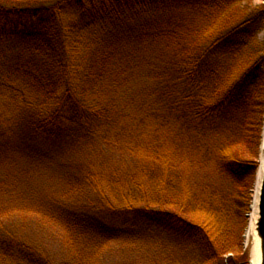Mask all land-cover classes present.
Instances as JSON below:
<instances>
[{"label": "trees", "instance_id": "trees-1", "mask_svg": "<svg viewBox=\"0 0 264 264\" xmlns=\"http://www.w3.org/2000/svg\"><path fill=\"white\" fill-rule=\"evenodd\" d=\"M7 2L13 0H0V37L13 38L21 47L41 53L39 64L30 63L31 55L23 57V67L26 72H30V65L40 70L35 88L44 90L32 95L12 81L2 82L6 89L21 94L18 96L22 103L16 110L7 111L11 103L3 106L0 95V159L10 157L6 153H17L36 162L48 146L73 141L74 133L80 129L95 128L104 135L109 129L112 107L89 98L87 89L89 86L94 95H100L105 68L98 65L94 87L91 86L86 75L71 65L80 52L78 43L83 36L90 38L94 31V43L101 47L98 53L94 50L99 57L94 56L105 57L107 52L102 49L115 34L119 40L138 28L141 36L148 28L141 22H149L155 28L154 10L171 4L175 7L173 20L170 25L159 26L156 32L159 35L160 28L164 29L162 34L172 49L174 121L181 147H187L188 164L203 168L213 160L214 168L223 176L254 182L259 167L255 153L258 154L264 129V42L257 39L264 29V4L253 6L249 0H52L48 4L19 5ZM124 16L144 19L123 28L120 20ZM73 74L80 77L74 78ZM76 80L87 83L81 87ZM243 144L251 159L245 157ZM179 160L185 162L184 156L179 155ZM102 173L85 175L104 204L102 216L91 220L89 234L95 237L110 233L105 218L111 217L121 219L122 225L145 224L164 232L166 253L155 264H250L247 253L246 258L243 254L230 256L225 263L221 260L229 244L225 236L229 216L235 209H247V192L240 197L226 191L204 196L187 184H179L172 188L177 189L174 192L168 189L171 185H164L159 193L143 195L136 189L142 187L136 177H108L111 196L106 193ZM131 182L140 184L132 188ZM125 186H129L127 191ZM35 203L28 202V206L35 207ZM5 213L10 212L0 216L3 258L30 250L25 240L14 233L12 224L7 226ZM37 216L41 218H35L36 223L57 222L58 216L76 219L75 213L63 211V215H58L44 207L37 209ZM72 225L84 230L83 225Z\"/></svg>", "mask_w": 264, "mask_h": 264}, {"label": "rangeland", "instance_id": "rangeland-1", "mask_svg": "<svg viewBox=\"0 0 264 264\" xmlns=\"http://www.w3.org/2000/svg\"><path fill=\"white\" fill-rule=\"evenodd\" d=\"M51 1L13 0L7 4H48ZM249 2L253 6L264 4V0ZM154 11L157 20L155 28L149 22H141L144 19L142 16L121 17L123 28L133 22H141L148 28L141 36L138 28H133L119 40L115 34L102 49L107 52L105 57L94 56H98L101 49L98 42L94 43V31L90 32V38L83 36L78 43L80 52L72 59L71 65L79 69L82 76L86 75L91 86L94 87V72L96 74L98 65L105 68L100 95H94V89L89 86L87 89L89 98L94 97L96 101L112 107L109 129L104 135L94 131L95 128L88 131L80 129L79 133H74L76 138L73 141L48 146L41 160L36 162L17 153H6L10 157L0 159V216L10 212L2 218L8 227L12 224L17 237L30 246L29 251L0 257V264H155L156 260L164 258L167 236L155 226L141 224L131 227L122 225L121 219L106 217L110 233L95 237L89 234L90 222L94 217L102 216L104 204L90 188V179L85 175L98 171L103 172V184L106 193L111 196L108 177L114 180L136 177L142 185L136 189L143 195L159 193L164 185H171L168 189L174 192L177 189L172 188L179 187V184H187L192 191L204 196L226 191L240 197L239 194L247 192V209L243 212L241 209L233 210L228 227L225 224L229 244L221 260L225 263L230 256L247 253L250 263L252 236L249 234V214L252 213L259 167L252 184L223 176L214 168L213 160L203 168L190 167L187 147H181L182 143L176 135L170 41L162 34L163 28H160L161 34L156 32L159 26L170 25L175 7L168 4ZM257 39L264 42V29L258 33ZM20 45L13 38L0 37V95L3 106L11 103L7 111L16 110L22 103L18 96L21 94L6 89L2 82L12 81L32 95H40L44 90L36 89L39 81L36 77L40 70L36 71V66L30 65V72H26L23 67V57L31 55L30 63L39 64L41 53H34ZM73 75L74 78L80 77ZM86 80L84 84L76 80V84L82 87ZM261 137L258 154L255 153L259 166L264 156V129ZM241 149L246 158H252L244 144ZM179 155L184 156L185 162L179 160ZM140 182H131L129 186L135 188ZM129 186L124 189L127 191ZM34 200L37 201L35 207H29L32 203L28 202ZM41 207L51 208L58 215H63V211L75 213L76 219L58 216L57 222L43 220L36 223L35 218H41L37 216V209ZM74 222L83 225L84 230L73 227ZM70 237H73L72 241ZM241 239L242 244H239Z\"/></svg>", "mask_w": 264, "mask_h": 264}, {"label": "bare ground", "instance_id": "bare-ground-1", "mask_svg": "<svg viewBox=\"0 0 264 264\" xmlns=\"http://www.w3.org/2000/svg\"><path fill=\"white\" fill-rule=\"evenodd\" d=\"M262 150H264V137L262 142ZM264 165V156L261 159L259 170H258V182L256 186V190L254 192V203L252 206V213L249 214V234L252 236V243L250 246V260H252V264H259L260 263V239L258 238L255 230L256 219L258 215V201H259V194H260V185H261V175Z\"/></svg>", "mask_w": 264, "mask_h": 264}, {"label": "water", "instance_id": "water-1", "mask_svg": "<svg viewBox=\"0 0 264 264\" xmlns=\"http://www.w3.org/2000/svg\"><path fill=\"white\" fill-rule=\"evenodd\" d=\"M255 230L258 238L260 239V263L264 264V165L261 175V185H260V194L258 201V215L255 224ZM250 264H252V260H250Z\"/></svg>", "mask_w": 264, "mask_h": 264}]
</instances>
